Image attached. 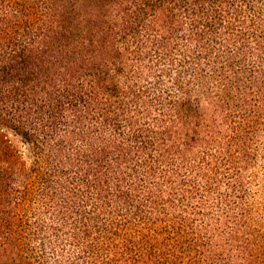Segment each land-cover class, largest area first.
Returning a JSON list of instances; mask_svg holds the SVG:
<instances>
[{
  "label": "trees",
  "instance_id": "obj_1",
  "mask_svg": "<svg viewBox=\"0 0 264 264\" xmlns=\"http://www.w3.org/2000/svg\"><path fill=\"white\" fill-rule=\"evenodd\" d=\"M4 129L0 261L264 264V0H0Z\"/></svg>",
  "mask_w": 264,
  "mask_h": 264
},
{
  "label": "rangeland",
  "instance_id": "obj_2",
  "mask_svg": "<svg viewBox=\"0 0 264 264\" xmlns=\"http://www.w3.org/2000/svg\"><path fill=\"white\" fill-rule=\"evenodd\" d=\"M9 140H11L12 143L17 144L18 146L22 145L19 141V138L13 135L10 130H7V129L1 130L0 131V147H2V145ZM260 165L261 164H258V166L254 168V170H256L258 178H259L258 183L260 185H264V170L261 169ZM248 174L249 173L247 172L245 176L249 177ZM252 187L256 188V184H254ZM0 264H17V263L11 262V261H0Z\"/></svg>",
  "mask_w": 264,
  "mask_h": 264
}]
</instances>
